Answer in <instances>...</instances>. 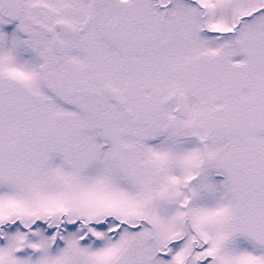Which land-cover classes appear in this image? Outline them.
<instances>
[{"label": "snow or ice", "instance_id": "6c2138e0", "mask_svg": "<svg viewBox=\"0 0 264 264\" xmlns=\"http://www.w3.org/2000/svg\"><path fill=\"white\" fill-rule=\"evenodd\" d=\"M0 264H264V0H0Z\"/></svg>", "mask_w": 264, "mask_h": 264}]
</instances>
